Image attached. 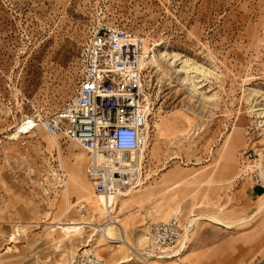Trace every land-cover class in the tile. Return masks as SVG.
I'll list each match as a JSON object with an SVG mask.
<instances>
[{
  "label": "rangeland",
  "instance_id": "obj_1",
  "mask_svg": "<svg viewBox=\"0 0 264 264\" xmlns=\"http://www.w3.org/2000/svg\"><path fill=\"white\" fill-rule=\"evenodd\" d=\"M101 23L142 40L143 78L153 102L143 184L118 196L114 210L132 245L148 243L155 253L152 226H135L134 215L151 210L156 222L202 217L226 206L211 208L201 203L204 198L230 195L243 180L264 188V115L251 108H264V0H0V264H71L94 229L86 226L66 238L64 224L81 213L91 223L104 221L77 201L98 195L85 175V152L62 134L52 143L45 125L75 96L81 49ZM164 50L213 70L203 87L213 99L192 95L157 57ZM186 109L191 125L172 117ZM26 121L36 125L16 130ZM78 153L84 156L79 163ZM233 158L229 183L206 186L204 178L225 174L224 162ZM135 195L148 196L149 209L127 205ZM114 244L109 253L89 248L110 264L126 255ZM134 262L140 261L133 257L126 264Z\"/></svg>",
  "mask_w": 264,
  "mask_h": 264
},
{
  "label": "built area",
  "instance_id": "obj_2",
  "mask_svg": "<svg viewBox=\"0 0 264 264\" xmlns=\"http://www.w3.org/2000/svg\"><path fill=\"white\" fill-rule=\"evenodd\" d=\"M142 50L139 37L99 24L81 49L75 96L45 122L50 135L62 134L88 155L85 174L98 195L122 196L143 184L140 154L153 102L145 89ZM96 155L105 160L96 163ZM114 210L106 211L105 224L114 222ZM182 232L177 216L153 224L149 241L158 258L176 256L173 251L180 245ZM71 264H104V260L91 249H81Z\"/></svg>",
  "mask_w": 264,
  "mask_h": 264
},
{
  "label": "crops",
  "instance_id": "obj_3",
  "mask_svg": "<svg viewBox=\"0 0 264 264\" xmlns=\"http://www.w3.org/2000/svg\"><path fill=\"white\" fill-rule=\"evenodd\" d=\"M228 161L231 165L229 168ZM224 163L227 164L226 173L222 172L212 174L209 178L205 177L206 186L214 188L218 183H223L222 181H227L233 176L236 159H229ZM199 173L196 175V179L202 187L203 174L202 171ZM234 186V188L229 189L230 195L210 196L201 201L202 204L211 205V208H216L214 206L219 205V203L226 205L222 209L203 212L202 217L186 215L182 219L183 221L177 216L181 222L182 230L183 225H186L193 218H199V221L192 224L183 248H180L183 239L182 232L178 256L170 259H156L154 264H258L264 260V188L244 180ZM147 193L150 194L152 191L148 190ZM147 198L148 196L135 195L134 199L127 201V205H132V208L135 209L146 204L149 209ZM228 204L231 206L229 207ZM178 206L181 212L180 203ZM140 215L142 217H139ZM140 215H134L130 222H134V225L139 227L153 226L156 222L157 217L151 213V210H148L145 215ZM157 216L160 218V215ZM210 216H215L217 222H212ZM250 217L254 219L249 220L243 226H234L236 220L244 219L246 221ZM229 223H233L232 227H225V224ZM177 248L175 247V250ZM135 262L134 264H142L139 261V263Z\"/></svg>",
  "mask_w": 264,
  "mask_h": 264
},
{
  "label": "bare ground",
  "instance_id": "obj_4",
  "mask_svg": "<svg viewBox=\"0 0 264 264\" xmlns=\"http://www.w3.org/2000/svg\"><path fill=\"white\" fill-rule=\"evenodd\" d=\"M155 45H159V43H156ZM143 49V46H142ZM166 49V47H165ZM182 56V55H181ZM176 53H169L166 50L159 52L157 57L165 61L169 66L172 67L173 71L175 72L176 76L181 81V84L192 94V95H200V99L210 100L213 99L212 96H206V91L203 90V87L205 86V82L207 80V76L211 75L213 73V70H205L201 65L197 64L196 62L191 61L187 58H182ZM145 102L148 104L149 99L147 96H145ZM257 105V104H256ZM256 105H252L253 111H258V114L264 115V108H256ZM187 109L185 112H181L180 114L174 113L172 114V117L179 118L184 120L188 125L192 124V117L190 118L187 115ZM173 118V119H174ZM28 124V125H26ZM36 124H33L31 121H26L20 126H17L16 130L18 131H24L26 129H31ZM148 129L147 134V140L144 146V150H147L149 147V132H150V125L149 123L146 124ZM157 123L154 124V131H156ZM56 135H50V140L52 143L56 141ZM55 144V143H54ZM85 152V151H84ZM143 152L140 154V158L143 159ZM86 154V153H85ZM87 156V160L89 162V157ZM82 159H84V156L82 153H78L77 162L79 163ZM94 159L96 160V163L101 164L105 159L101 156H95ZM76 160V159H75ZM88 164V163H87ZM86 168V167H85ZM86 175V174H85ZM76 183H79L76 181V179L73 180ZM89 181V180H88ZM90 182V181H89ZM91 184V183H90ZM76 188H78V185L74 184ZM92 185V184H91ZM95 192V191H94ZM97 194V193H96ZM128 192L123 193L122 196H126ZM115 195L112 196H103V195H97L96 198H91L87 195H82L77 201L83 202L80 206L87 205L88 211L90 212L91 216H97L98 221L105 219L106 211H113L114 207L116 206V201L118 196L115 198ZM86 203V204H85ZM110 206V210L107 208ZM66 204H63V201L60 200L58 204V209L60 213H65L67 208ZM70 209V208H69ZM175 212V211H173ZM75 214V213H74ZM70 215V214H69ZM81 219L79 218H73L69 222L65 223L63 226V234L66 238H72L75 236H79L81 233V230L86 227L90 226L92 229H94V232L89 236L88 239H85V242L81 245L79 248L80 250H86L90 249L89 247H98L100 250H105L109 253L111 243H115L114 245L117 246V249L115 250L116 253L125 254L124 256L117 258L116 260H113L110 264H126L130 262L133 257L137 258L138 261H140L142 264H154L156 259H162L161 257H157L155 253L152 251L146 249L149 248V244L147 243L146 246L143 244H140V248H136L135 245H132V243L128 239V228H122L120 223L114 220L112 223H91L93 222L90 218L88 219L85 217L83 213L80 214ZM67 216V215H66ZM73 217V216H72ZM116 218V215L114 216ZM169 218V217H168ZM167 218V219H168ZM210 220L212 222H217V218L215 216H210ZM199 218H193L190 220L186 225H183L185 234L183 233V239L180 245V248H183V245L185 243V240L188 236V230L192 226V224L198 220ZM166 220V219H165ZM235 223V222H234ZM233 224V223H232ZM232 224H225V227H232ZM97 234H99L97 236ZM142 241L140 238L139 243ZM92 248V249H93ZM179 247L173 251V255L178 256L179 255ZM150 249V248H149ZM119 254V255H120ZM99 255V254H98ZM111 255V254H110ZM132 255V256H131ZM175 256V257H176ZM172 258V257H171ZM71 261V260H70Z\"/></svg>",
  "mask_w": 264,
  "mask_h": 264
}]
</instances>
